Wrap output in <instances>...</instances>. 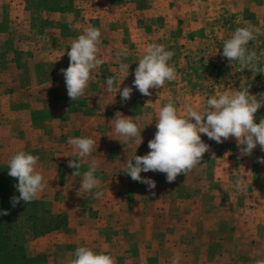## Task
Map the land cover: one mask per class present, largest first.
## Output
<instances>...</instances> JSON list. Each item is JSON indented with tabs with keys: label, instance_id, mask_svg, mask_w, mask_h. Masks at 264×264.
Listing matches in <instances>:
<instances>
[{
	"label": "rangeland",
	"instance_id": "1",
	"mask_svg": "<svg viewBox=\"0 0 264 264\" xmlns=\"http://www.w3.org/2000/svg\"><path fill=\"white\" fill-rule=\"evenodd\" d=\"M74 1L78 17L81 14L83 15V17L80 16L79 22L86 24V21H83L84 14H86L84 12L86 11L81 13L78 8L81 7L82 10V5L86 0ZM143 1L145 6L149 5L145 10L146 18L150 19L149 15H152L150 16L152 18L156 16V38H145L144 42L139 43V40L142 39L140 33L144 26L143 23H138L137 33L140 39L130 37L132 35L130 34L132 33L130 27L132 22L130 21L133 19L132 15L137 14L138 10L130 7L131 0H127L129 6L125 9L121 7V0H108L106 3L111 4L113 8V10H109L111 12L110 17L106 21H103L104 18H102L103 23L101 21L96 22V27L104 35V39L101 38V44L99 45V53L101 51L106 54L105 51L118 50L132 39V41L136 40L134 42L136 46L139 45L138 48L134 46L135 48L130 51V54L112 55L113 59L111 61L118 65L121 62H138V59L142 56L140 55L141 44H144V46L149 43L161 44L170 51L176 49L179 45L181 47L185 46L186 37L182 34V28L185 29L184 23L181 22L180 25H177L175 31H171L175 34L173 37H167L165 36L167 32H163L168 31L170 25L168 21L164 23L162 20L164 16L166 18L169 16L168 6L170 0ZM234 1L237 3L235 9L238 10L240 16L252 11L264 12V0ZM54 3H56V0H28L27 6L35 11L33 12L34 19L39 18V15H43L42 20L44 19L51 25L57 14L50 11L51 7L48 6ZM226 3L231 4L233 2L227 0ZM70 5H72V0ZM117 5L118 7H115ZM120 9L123 11L122 15L119 14ZM65 11H67L65 17L71 19L73 12L70 11V6L68 8L66 6ZM181 11L184 13L183 7ZM118 17L121 18L122 22H119V19L115 21ZM74 22L73 18L70 25L72 26ZM79 22L76 21L75 23L79 24ZM115 22H118L117 26H115ZM103 25L107 29L109 25L117 28L112 30L114 31L113 34H108L107 30L101 28ZM20 28L25 30L23 26H20ZM7 31V28L0 31L1 41H4L5 45H9L11 41L5 33ZM50 32L51 30H47L46 33L50 34ZM159 33H163V37ZM68 35L73 36L74 33L65 34L59 41L61 43H64L65 40L68 42ZM105 40L110 46L106 45ZM68 45H71L70 41L65 44V47ZM69 48L65 50V53L70 50ZM248 48L258 54L262 51L259 46L254 45L252 42L248 44ZM7 53L2 52L0 54V81L4 83L0 85V96H6L10 91L11 88L7 85L10 78L15 76L14 70L11 72L10 69L6 68L9 61ZM48 55L50 59H55L50 61L46 71L43 70V75H40V61L30 62L28 65L25 63L24 69L26 70L18 72L16 75L20 77L23 83L40 79L51 81L56 77V68L60 66L57 60L60 56L56 55L54 50H51ZM67 56L65 54L63 61L65 67H68L67 63H69ZM39 57L36 56L35 59ZM98 58L103 61L101 65L106 63L104 55L98 54ZM202 58L203 56L198 54L197 61H201ZM226 60L228 61L227 58ZM262 60L263 58H261V64ZM29 61H32V59ZM233 65L240 67L236 63ZM99 72L94 73L95 75L91 74V76L100 77L105 82V72L101 73L100 70ZM249 72L252 71L249 70ZM252 73L255 78L258 77L259 73ZM62 85L64 86H60V88L67 92L66 84L62 82ZM35 94L32 92L31 96H35ZM21 97L20 95L17 96V101H15L17 104L14 110L10 108V105H15V103H10L7 97L0 98V193L9 195L10 201H12L13 196H19V192L15 188L18 180L8 175V161L12 154L22 150L39 157L36 170L43 174L47 181V187L30 204H26L21 200L15 207L11 205L16 214L12 221V240L17 241V244L21 246L28 257L29 262L27 264H70L71 259L74 258L73 253L79 246H87L95 252L103 251L110 254L114 257L115 264H171L176 253L180 254L179 264H255L257 259H264V196L260 198L247 195L250 191L264 189V163L259 162V158L264 157V151L260 150V146H257L259 148H255L250 155V158L255 157V159H258V163L253 169L260 180L255 182L243 180L244 185L241 188L243 191L240 192L245 194L243 196L233 198L222 196L223 191H226L225 189H231L233 192L240 190L235 186L236 181H219L217 183L206 181L205 178L210 167L202 166L201 163L191 170L187 176L180 174L171 183L167 182L164 173L142 172L141 176L143 178L152 179L156 182V187L149 189L146 184L134 181L124 173V163L128 158H133L135 154L142 156L150 151L148 142L154 138L155 134L151 130L156 124V122H152L150 115L154 113H145L146 118L141 120L146 125L143 128L145 132L143 149H136L132 146L131 141L125 144L119 141L123 138L117 136L112 130L113 124L110 121L114 119L115 115H113L106 120L108 132L113 137V141L110 143L111 148L105 150L97 145L92 155L82 162V167L79 170L81 175L77 176L73 175L75 169L68 166L69 160L75 159L72 157L73 148L68 144V139L72 135L70 130L67 131L62 126L68 124L66 122L62 123L61 120L63 119L60 120L51 115L40 119L36 114L33 117V124L29 123L25 117L27 113H62L56 110L58 103L56 107L51 99V94L47 104L44 100L41 102L39 96L31 104L25 101L24 95ZM65 99L66 102H62L60 106L62 110L63 106L66 107V110H72V108L78 106H88L86 97L71 101L68 100L70 98L66 94ZM105 104L104 101L93 103L100 109ZM102 114L98 113V115ZM122 114L128 116V113ZM129 115L133 117L135 122V113H129ZM258 116L264 118V113H258ZM71 121L84 122L87 119L83 115L78 118L74 117ZM103 124H105V121L103 122L102 118L99 119V122L97 119V126ZM81 132V137L84 135L88 137L87 131L83 130ZM129 145L131 146L128 147ZM215 152L218 153V151ZM206 153L203 157L204 160L206 159ZM92 159L98 162L96 176L101 180L99 190L103 191V196L100 198H94L93 196L96 189L88 193L81 192L80 196L77 195L83 172L88 169V161ZM238 168L235 167L233 170L239 171ZM246 170L249 171V166L241 165V177L248 173ZM206 193L208 194L206 195ZM232 206H236L237 215H240L241 222L244 221V227L232 229L233 222L237 226L236 217L234 219L232 218L234 215L228 213ZM207 207H209L208 213L202 214V210H206ZM250 222L257 223L258 228L255 237L251 238L252 242H257L251 247L248 246L247 241L249 238L247 234H252V231L250 232L247 227ZM172 223H174L173 227ZM166 236H169L174 242H178L180 238L184 237L188 240V244L183 247L176 244L169 245L170 238H165ZM217 237H219V240L223 239L225 244H216ZM212 238V241L216 242L208 244V239L210 241ZM236 238L239 241L237 242L238 245L232 246V241ZM208 249L212 250L213 253L223 255L224 259L212 262L201 258L207 257L204 254ZM212 251H209V253H212ZM248 251L254 253L255 261H232L233 257L238 256L240 253L244 255Z\"/></svg>",
	"mask_w": 264,
	"mask_h": 264
},
{
	"label": "crops",
	"instance_id": "2",
	"mask_svg": "<svg viewBox=\"0 0 264 264\" xmlns=\"http://www.w3.org/2000/svg\"><path fill=\"white\" fill-rule=\"evenodd\" d=\"M107 1L108 0H101L100 2L103 3H100L98 0H86L85 2L88 4L84 2L82 5V10L81 7H78L81 13L86 11L84 12L86 14H84L83 18V21H86V24H82L83 22L81 23L79 21L83 15L81 14V17H78V12L75 9V1L73 2L72 0V5H70L71 0H66V2L65 0H56V3L48 6L51 7L50 11L57 14L56 19L50 25L48 22L44 21V19L42 20V18H44L43 15H39V18L34 19L33 12L35 11L30 6H27L28 0H0V31L7 28L8 31L5 33L9 36V39H11L10 44L5 45V42L1 41L0 37V54L2 52H4V54L8 52L7 54L9 55V61L6 68L10 69L11 72L13 70L15 71V76L10 78V82L7 85L11 88L10 91L6 94V96L2 95L0 98L7 97L10 103H15V105H10V108L14 110V108H16L17 102L15 101H17L18 95H20V97L24 95L25 101L29 102L30 104L31 102L36 101L37 96H39V100L41 102L44 100L47 104L51 94V99L54 104H56V107L58 103V108H56V110L58 112H62L27 113L25 117L28 119L29 123H34L33 117L36 114L40 119H43L44 116H56L60 120L63 119L61 120L62 123L66 122L69 125L62 126L65 130H70L72 137H81V131H87L88 137L90 136L95 139L97 141V145L100 146L99 148L106 150L111 148L110 143L113 141L111 133L108 132V125L106 121L107 118L115 115L117 111H121V113H128V117H131L129 113H135V122L141 128V135L143 138V142L138 146V148H144L145 132L143 128L146 125L145 122L141 120L146 118L145 113H154L150 116L153 120L152 122H156L155 116L158 114L159 109L169 101L174 103L178 114L185 115V107L187 105H191L194 108L201 110L205 106L207 98L223 93L226 90L235 91L241 87L249 86V93L251 95L257 96L258 99L260 98V94L264 93V73H259L258 77L255 78L252 75L253 73L249 72L248 69H242L241 67L231 65L222 55L223 41L230 38L232 33L238 27H243L248 23L260 29L262 34L257 36V38L251 42L256 46H259L260 49L264 51V12L250 11L251 13H246L245 15L240 16V14L237 12L238 10L236 11L235 9L237 3L234 0H232L233 3L231 4L226 3L227 0H170V5L168 6V18L162 14V17L164 16L163 18H165H162L164 23L168 21L170 25L168 26V31L163 32H167L165 36L173 37L175 34L171 31H175L177 25H180L182 22L184 23L185 27V29L182 28V34L186 37L184 47L179 45V48L177 47L176 49L172 50L174 55L169 63L175 67L177 72V78L174 81L166 82L161 89H150V92L152 93L151 96H144L135 87H133L134 72L135 68L138 66L137 62H126L130 64L129 75L120 85V88L122 90L123 87L126 86L133 87L131 98L129 100H122L119 92L116 96L115 93H107L105 91L104 80L97 76H91L89 87L82 96L88 99V106H78L77 108H72V110H66V107L64 108L63 106V110L60 109L61 103L66 102L65 96L67 94V92L63 91V88H60V86H64L62 85V82L65 84L64 76L60 70L67 68L64 66L63 61L65 54H67L65 53V50H67L70 46L68 45L65 47V44L69 43V41L72 42L79 34H81L84 28L89 26L96 27V22L101 21L102 18H104L102 19L103 21H106L107 18L110 17L109 15L111 12L109 10H113V8L111 4L106 3ZM131 1L130 7L132 9L136 8L138 10L137 14L132 15L133 19L130 21L132 22V26H130L132 32L130 34L132 35L130 37L134 39H140L138 38L139 34L137 33L139 25L138 23H143L144 26L142 32L140 33L142 39L139 40V43L144 42L145 38H156V16L152 18L150 17L152 15H147L150 18L147 19L145 15V10L149 5L145 6V2L143 0ZM121 2L122 8H128L129 3H127V0H121ZM123 4L125 6H122ZM66 6L67 8L70 6V11L73 12V17L71 19L65 17V13H67V11H65ZM115 7H118V5ZM182 7L184 8V13L181 11ZM120 10L119 14L122 15L123 11L122 9ZM73 18L74 21H78L79 24L74 22L71 26L70 23ZM121 18L119 19L118 17L115 21L119 19V22H122ZM117 24L118 22H115V26H117ZM20 26H23L25 30H21ZM70 26L71 28L68 30ZM101 28L107 30L109 32L108 34H113L114 31L112 30H115L114 28L117 27L109 25L107 29L103 25ZM47 30H51L50 34L46 33ZM70 32L74 33V35H68V42L65 40L64 43H61L59 39H61L62 36L67 33L71 34ZM159 35L163 37V33H159ZM101 38L104 39V35L101 34ZM132 40H129L127 43H125L124 47L122 46L118 50L114 49V51H105L106 54H103L101 51L100 53L98 52L99 55H104L106 63L98 66L95 70H93L92 74L95 75L94 73H98L100 70L101 73L105 72V80L108 76L112 75H116L118 81L122 80L123 76L119 74L120 64L118 65L117 63H114V61H111V59H113L112 55L124 53L130 54V51H132L135 48L134 46H136L134 44L136 40ZM104 42H106V45L110 46L106 40ZM141 45L142 50L140 51V55H143V48H145V46L144 44ZM138 46H136V48H138ZM51 50H54V53L60 56L57 58L58 64L60 66L56 68V77L51 81L47 79H40L38 81H25L23 83L20 77H18L16 74L26 70L24 69V64L26 63L28 65L30 62L40 61V75H43V70L46 71L50 61L55 59H50L48 57V53ZM198 54L203 56L201 61H197ZM36 56L40 57L35 59ZM62 57L63 59H61ZM67 58L69 57L67 56ZM31 59L32 61H29ZM108 59L110 60L108 61ZM262 65H264V58L262 60ZM67 66H69V63H67ZM249 74L251 75L248 77ZM1 84L4 83L0 81V85ZM32 92L36 93L35 96H31ZM101 101L106 103L103 108L100 109V107L97 108L96 105H93L94 102L97 103ZM93 106L95 109L92 108ZM98 113L103 114L98 115ZM258 113H264V106H262L256 113L257 123H259L261 119L258 116ZM83 115L87 121H71L74 117L78 118ZM101 118L103 119V122L105 121V124L97 126V119L99 122V119ZM96 129H98V131H96ZM155 130L156 127L154 126L151 130L152 133L155 134ZM83 137H85V135ZM201 138L206 144L209 145V151L206 153V159H203V162L201 161L202 166L204 165L210 167V169H208V175H206L205 178L206 181L217 183L219 181H236L238 178L247 182H255L260 180L258 175L254 173L253 169L258 163V159H255V157L250 158V155H241L240 149L237 147V142L234 137L224 140L223 143H217L203 134ZM130 141L133 144L132 146L137 148L135 142L133 140ZM130 146L131 145L128 147ZM258 148L259 147H256V149ZM215 151H218V153ZM241 165L249 166V171L246 170L248 173H246V175L243 177H241L242 172H240ZM235 167H239V171L233 170ZM217 169L219 173L217 172ZM225 190L226 191H223L222 193V196L225 198H233L245 195L240 193L243 191L241 189L235 192H233L231 189ZM263 193L264 189L261 188V190L257 189L250 191L247 195H252V197L258 196L261 198L264 196ZM207 194L208 193H206V195ZM208 211L209 207H207L206 210L203 209L202 214L205 215L208 213ZM228 213L230 215H234L232 218L235 219L236 217L237 219V226H235V223L233 222L231 226L232 229L235 230L236 227L238 229L239 227L245 225L244 221L241 222L240 215H237L236 206L230 207ZM173 224L174 223H172V227ZM248 224V229L250 232L252 231V234H254H247L249 238L246 240L248 241V246L251 247L257 242H252L251 238L255 237L258 228L257 223L253 224L250 222ZM185 226L187 225L185 224ZM165 238L170 237L166 236ZM218 238L219 237H217V242L212 241L213 238L210 239V241L208 239V244H214V242L220 245L225 244L223 239L219 240ZM237 242L239 241H237L236 238L234 241H232V246L238 245ZM174 244L183 247L188 244V240L182 237L178 240V242H174L170 238L169 245L173 246ZM209 251L212 250L208 249L204 254L207 257L201 258L212 262L224 259L223 255H220L219 253H213V251L212 254L209 253ZM183 256H185V254H183ZM184 258L186 259L187 257ZM240 260L253 262L256 259L254 253L252 251H248L244 253V255L243 253H240L238 256L233 257L232 259L233 262H239Z\"/></svg>",
	"mask_w": 264,
	"mask_h": 264
},
{
	"label": "clouds",
	"instance_id": "3",
	"mask_svg": "<svg viewBox=\"0 0 264 264\" xmlns=\"http://www.w3.org/2000/svg\"><path fill=\"white\" fill-rule=\"evenodd\" d=\"M260 29L248 23L238 27L230 38L223 41V57L229 63L239 64L242 69L256 73H264V51L259 54L248 48V44L261 35ZM101 44V31L99 28L89 26L83 29L70 45L67 51L69 66L61 69L64 76L67 94L71 101L79 99L89 87L91 74L103 61L98 58ZM174 52L167 50L164 45L149 43L144 48V54L138 59L135 68L133 87L142 95L151 96L150 89H161L166 82L177 78L175 67L169 63ZM130 64L121 62L119 74L123 79L118 81L116 75L108 76L105 80V91L109 94L119 92L121 99L127 101L131 98L133 87L120 85L129 75ZM147 105V104H146ZM264 106V93L260 98L251 95L248 87L238 90H226L218 95L207 98L203 109L198 110L191 105L185 107V115L178 114L177 108L169 101L158 111L156 118V132L154 138L149 140L150 151L146 155H134L124 163V173L132 180L146 184L149 189L156 187L152 179L143 178L141 173L149 171L166 174L167 182L176 180L180 174H187L201 163L204 154L209 151L201 136L206 135L217 143L234 137L241 155H251L253 150L260 146L264 151V118L256 122L257 111ZM113 124L114 133L122 137V144L133 140L138 146L143 142L142 131L134 122L133 117L124 116L117 111ZM68 144L73 148L75 159L69 160L68 166L75 169L73 175H81L80 168L85 158L90 157L97 147V141L92 137H70ZM136 148V149H137ZM39 157L25 151H18L11 155L8 161V175L16 178L15 185L19 196L12 197V205L16 206L21 200L30 204L47 187L43 174L36 170ZM264 163V157L259 158ZM98 162L95 159L88 161V169L83 172L80 180L81 186L77 192H93L94 198L103 196L101 180L96 176ZM243 179L238 178L235 186L241 189ZM3 214H7L5 211ZM70 264H115L114 257L105 252H95L87 246H79L73 253ZM180 254L176 253L171 264H179ZM255 264H264V259H257Z\"/></svg>",
	"mask_w": 264,
	"mask_h": 264
},
{
	"label": "trees",
	"instance_id": "4",
	"mask_svg": "<svg viewBox=\"0 0 264 264\" xmlns=\"http://www.w3.org/2000/svg\"><path fill=\"white\" fill-rule=\"evenodd\" d=\"M9 195L0 193V264H27L28 257L16 240H12V221L16 215ZM7 211V214H3Z\"/></svg>",
	"mask_w": 264,
	"mask_h": 264
},
{
	"label": "built area",
	"instance_id": "5",
	"mask_svg": "<svg viewBox=\"0 0 264 264\" xmlns=\"http://www.w3.org/2000/svg\"><path fill=\"white\" fill-rule=\"evenodd\" d=\"M237 65H239V64H237ZM240 66V65H239Z\"/></svg>",
	"mask_w": 264,
	"mask_h": 264
}]
</instances>
